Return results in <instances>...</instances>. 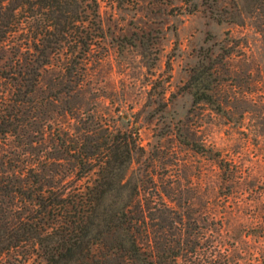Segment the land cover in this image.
I'll return each mask as SVG.
<instances>
[{
    "label": "trees",
    "instance_id": "1",
    "mask_svg": "<svg viewBox=\"0 0 264 264\" xmlns=\"http://www.w3.org/2000/svg\"><path fill=\"white\" fill-rule=\"evenodd\" d=\"M253 1L250 9L264 14V0ZM214 15L225 21L220 10ZM260 24L264 34L263 17ZM105 38L96 0H0V264H177L185 255L189 241L175 242L171 231L183 219L196 222L193 204L177 218L156 203L165 191L148 195L151 164L141 167L154 160L153 149L116 112L92 106L93 64ZM220 51L199 54L184 90L192 107L229 116L213 65L234 52ZM152 99L157 119L165 97ZM180 117L168 131L229 178L221 152L198 141L188 116Z\"/></svg>",
    "mask_w": 264,
    "mask_h": 264
},
{
    "label": "rangeland",
    "instance_id": "2",
    "mask_svg": "<svg viewBox=\"0 0 264 264\" xmlns=\"http://www.w3.org/2000/svg\"><path fill=\"white\" fill-rule=\"evenodd\" d=\"M96 1L106 38L93 64L92 106L101 114L116 112L114 116L139 129L141 145L147 151L153 149L154 160L150 158L142 166L135 163L132 168L138 173L140 166L144 170L151 164L148 173L153 181L148 195L165 191L156 196V203H166L177 211L173 217H186L190 203L200 216L192 224L183 219L172 228V240L189 241L177 264H261L263 12L250 9L253 0ZM214 3L218 6L211 11ZM216 9L224 22L217 21ZM240 17L244 24H238ZM222 47L234 54L224 62L219 56L213 65L217 81L222 82L215 93L227 105L229 116H219L205 105L192 107L190 94L184 90L199 54L209 50L220 54ZM161 96L165 108L156 119L150 97L153 102ZM162 114L168 117L164 122L159 120ZM180 116H188V131L193 130L198 141L221 152L233 171L229 178H223L216 162L188 151L168 131L170 119ZM162 183L168 190L160 187ZM167 195L179 197L172 202Z\"/></svg>",
    "mask_w": 264,
    "mask_h": 264
}]
</instances>
